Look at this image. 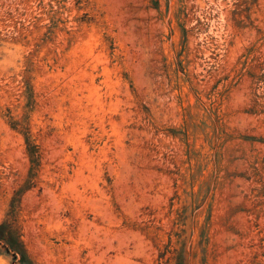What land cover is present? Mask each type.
I'll return each mask as SVG.
<instances>
[{
  "label": "rangeland",
  "instance_id": "1",
  "mask_svg": "<svg viewBox=\"0 0 264 264\" xmlns=\"http://www.w3.org/2000/svg\"><path fill=\"white\" fill-rule=\"evenodd\" d=\"M0 264H264V0H0Z\"/></svg>",
  "mask_w": 264,
  "mask_h": 264
}]
</instances>
